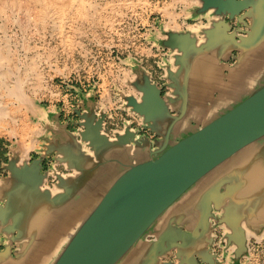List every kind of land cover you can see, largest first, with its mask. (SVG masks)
Segmentation results:
<instances>
[{"label":"water","instance_id":"water-1","mask_svg":"<svg viewBox=\"0 0 264 264\" xmlns=\"http://www.w3.org/2000/svg\"><path fill=\"white\" fill-rule=\"evenodd\" d=\"M191 1L197 5L192 3L184 9L190 18L212 10L215 19L200 31L202 42L190 30L165 32L166 38L161 45L172 54L163 65L167 80L164 86L171 89L170 93L161 95L141 63L133 58L123 62L131 66L129 73L135 75L126 85L133 87L140 96L137 99L130 94L121 95V100L125 107L142 118L144 129L162 131L159 133L161 142L147 159L128 165L104 189L65 239L52 264H120L142 241L144 247L129 264H221L218 254L212 250L216 240L223 255L230 256L228 264H240L242 258H249L248 234L264 238V224L252 229L244 228L236 218L229 221L222 202L227 192L224 193L222 187L218 196L213 190L211 194H202L196 210L194 206V209L191 206L185 209L182 225L174 220L167 221L160 231L153 228L199 180L244 147L264 138L263 78L240 102L172 141V131L183 109L171 114L170 105L178 96H185L184 92H174L173 87H180L177 86L178 78L183 79L186 87L198 56L223 43L249 51L264 41V0ZM234 20L233 27L230 23ZM60 113L56 107L53 115ZM72 113L78 118L76 123L71 122L72 125L82 128L77 129L80 143L92 151L141 144L128 125L122 133L109 139L103 133L105 115L101 111L97 115L92 107H81L80 110L73 108ZM31 120L35 122L32 117ZM64 126L56 121L55 130L62 131ZM37 140L45 143L36 157H29L15 142L8 146L10 154L1 165L6 175L0 176V264H7L6 256L11 261L18 259L23 241L32 239V224L46 218L50 208L59 206L66 198L62 191L52 193L43 186L47 177L43 169L48 154L46 143L52 142L53 137L42 136ZM54 177L55 187L64 191L65 178L59 173H54ZM169 256L173 261H162Z\"/></svg>","mask_w":264,"mask_h":264},{"label":"crops","instance_id":"crops-1","mask_svg":"<svg viewBox=\"0 0 264 264\" xmlns=\"http://www.w3.org/2000/svg\"><path fill=\"white\" fill-rule=\"evenodd\" d=\"M213 19L215 17L212 10L205 14H197L193 18L188 14L175 17L174 22L162 16L153 19L144 32L143 45L146 51L141 56L133 51L135 56L130 55L127 59L133 58L142 64V69L149 74L151 81L158 86L164 97L166 93L171 92V89L164 86L167 80L164 78L166 72L163 65L172 54L169 49L161 45L166 38L165 32L190 30L198 41L202 42L204 39L200 31L209 27ZM247 21L249 22V19ZM230 24L234 27L236 20L231 21ZM124 68L131 70V66L124 65ZM134 77L135 75L132 74L130 78ZM263 78L264 41L262 45L249 51L234 49L223 43L200 54L192 65L186 87L182 78H178L177 86L180 87H173L174 92H184L185 96H178L175 98L176 102L170 105L171 114H177L183 109L182 117L172 131V141L196 130L240 102L261 83ZM129 94L139 99V92L127 85L62 87L60 97L58 96L57 99L62 103L61 108L59 107L61 111L59 116L53 115L56 112V105L45 107L32 105L34 108H31V117L41 128L38 137L45 136L49 139L53 137L52 142L46 143L48 154L45 159L46 167L43 164V169L47 171V177L43 186L49 188L52 193L62 191L66 198L59 206L51 207L46 218H40L32 224L30 233L32 239L23 241L20 254L15 261L9 260L6 256L7 264H52L65 239L86 216L87 211L96 203L104 189L128 165L147 159L151 151L157 147L156 144L161 142L162 136L159 134L161 130L153 132L144 129L142 118L124 106L120 96ZM81 107H92L97 115L99 111L105 115L103 133L109 139L112 140L116 133H122L128 125L131 131L136 132V139L141 141V144L131 143L92 151L84 143H80L77 129L82 128L71 123L73 121L76 123L78 120L72 113L73 108L80 110ZM56 121L62 126L65 125L64 130L59 132L55 130ZM38 142L33 149L27 151L28 156L31 157L33 152L38 153L39 149H44L42 144L45 142L41 140ZM9 154L8 145L0 143V176L2 177L6 173L3 172L1 165L5 163ZM54 173H59L65 178L64 191L55 187ZM220 187L224 193L227 192L222 202L230 222L231 219L236 218L241 220L244 228L258 229L263 226L264 138L244 147L199 180L160 218L154 225V230L160 231L167 221L175 220L182 225L183 211L189 206L192 208L194 206L196 210L200 197L206 192L211 194L213 190V194L218 196ZM247 238L249 250L256 251V248L264 246V238L259 240L252 235ZM144 245L143 241L140 242L120 264H129ZM215 245L214 243L212 250L218 254L220 262L224 260L231 262L230 256H224L219 245H216L219 252L214 250ZM242 260L244 258L241 259L240 264H243ZM162 261L171 262L173 257L169 256Z\"/></svg>","mask_w":264,"mask_h":264},{"label":"rangeland","instance_id":"rangeland-1","mask_svg":"<svg viewBox=\"0 0 264 264\" xmlns=\"http://www.w3.org/2000/svg\"><path fill=\"white\" fill-rule=\"evenodd\" d=\"M38 1L2 0L3 6L0 4L4 8L0 13V54L14 57V60L2 62L0 67V74L3 72L4 76L1 74L0 77V107L8 106L7 109L14 111L0 116L3 126L0 127V143L8 146L15 142L21 146L19 134L14 130L19 123V114L29 125L25 139L36 140L41 128L31 120V107L40 104L61 108L62 103L57 99L62 87L126 85L132 75L124 68L123 62L134 55L133 51L140 56L146 51L144 32L152 20L160 16L168 18L161 11L167 5L173 6L171 10L175 17L187 15L184 9L192 2L70 0L68 8L59 16L60 13L57 15L52 9L44 12L40 8L43 7L42 1ZM13 62L19 66L18 69L11 68ZM30 62L32 67L27 70L21 68ZM7 66H10L9 70ZM18 77L24 81L18 87L19 96L23 92L21 97L24 99L20 97V102L15 98L9 100V89L12 87L4 86L9 81L20 80ZM32 155L36 157L37 153ZM43 164L46 167L45 160ZM222 263L228 264L225 260ZM242 263L264 264V246L256 248V251L250 249L249 258H244Z\"/></svg>","mask_w":264,"mask_h":264},{"label":"bare ground","instance_id":"bare-ground-1","mask_svg":"<svg viewBox=\"0 0 264 264\" xmlns=\"http://www.w3.org/2000/svg\"><path fill=\"white\" fill-rule=\"evenodd\" d=\"M2 1V0H1ZM1 1H0V4H1ZM4 1V0H3ZM38 1V0H37ZM42 1V6L43 7H41L40 6V8H42L43 9V11L45 10H48V9H52L56 14L59 12H61V13H63L68 7L67 6H69L70 5V2L72 1H70V0H41ZM79 1V0H78ZM183 1H186V0H183ZM34 2V1H33ZM83 2H85V1H83ZM142 2V1H141ZM36 3V2H35ZM38 3H40L39 1H38ZM38 3H36V4H38ZM86 3V2H85ZM41 4V3H40ZM67 4H69V5H67ZM80 4L82 5V3H81V1H80ZM2 6H3V4H1ZM1 5H0V13H1V11H3V7H1ZM80 5V6H81ZM78 6V5H77ZM83 6V5H82ZM173 6L172 5H167V6H165L163 9H161V11L163 12V14L164 15H166L168 18H170L171 19V21H173L174 19H175V14H174V12L171 10V8H172ZM78 8V7H77ZM76 7H75V9H77ZM81 8V7H80ZM80 8H78V9H80ZM82 9H83V7H82ZM42 11V10H41ZM42 11V12H43ZM44 11V12H45ZM79 11V10H78ZM80 12V11H79ZM58 13V14H59ZM61 13L59 14V16L61 15ZM57 14V15H58ZM58 16V17H59ZM63 17V16H62ZM106 17V16H105ZM104 17V18H105ZM60 19H61V17H60ZM106 20H109V19H107V18H105ZM112 20V19H111ZM109 22V21H108ZM112 22H113V20H112ZM4 53V52H3ZM14 60V57H9L8 56V54L6 55V53L5 54H0V67H1V64H2V62H4V61H11V60ZM8 64V63H7ZM13 64L14 65H12L11 66V68L12 69H18L19 68V66L18 65H16L14 62H13ZM32 67V63L30 62V63H25V65H23V66H21V68L24 70H27V68H29V67ZM3 67V66H2ZM8 67V66H7ZM6 67V68H7ZM9 68H10V66L8 67V69L7 70H9ZM21 69V70H22ZM1 71H2V69H0ZM11 70V69H10ZM12 71V70H11ZM10 71V72H11ZM19 71V70H18ZM9 71H7V73H8ZM3 73V72H2ZM1 73V74H2ZM1 74H0V77H1ZM11 73H9L8 75H10ZM2 77H4L3 76V74H2ZM19 78V77H18ZM20 79V78H19ZM22 80H23V78H21ZM21 79L20 80H18V79H16L15 81H9V82H7L6 84H4V86L5 87H12V88H10L9 90H10V93H9V91H8V95L10 96V97H8V99L9 100H12V98H15L16 100H19V102H20V97L22 96L23 97V92L20 90V92H22L21 93V96H19L20 94H19V90H18V87H21V85H22V83L24 82V81H21ZM1 87H2V85H0ZM4 90H5V88H4ZM6 92V91H5ZM7 93V92H6ZM5 93V94H6ZM6 96V95H5ZM21 97V98H22ZM25 97H26V95H25ZM6 98V101H7V97H5ZM5 100V99H4ZM8 100V101H9ZM22 100H24L23 98H22ZM6 101H4V102H6ZM23 102H26V101H23ZM2 107H4V106H2ZM2 107H0V116H4V115H7V114H11L12 112L14 113V111H12L11 109H7L8 108V106H5V107H7V108H2ZM12 108V107H11ZM32 108V107H31ZM34 108V107H33ZM32 108V109H33ZM13 109V108H12ZM36 110H37V108H35ZM39 111V110H38ZM20 113V112H19ZM24 115V114H23ZM23 118L24 117H21V115L19 114V123L16 125V127L14 128V130H16L17 131V133L19 134V137H20V140H21V147H22V149L24 150V152L26 153L28 150H30V149H32L33 147H35V145H36V143L38 142V140H37V138H36V140H26L25 139V134H26V132H27V130H28V127H29V125H27V122H25L24 120H23ZM42 118V117H41ZM3 120H4V118H3ZM4 124L6 125V120H5V122H4ZM4 125V126H5ZM0 127L2 128L3 126L1 125V122H0ZM6 127V126H5ZM7 130V129H6ZM2 131H4V130H2ZM1 131V132H2ZM38 137V136H37ZM39 143V142H38ZM30 155V154H29ZM30 157V156H29ZM54 189V188H53ZM52 189V190H53ZM263 219V218H262ZM251 234H248V236H250ZM264 237V236H263ZM256 240V239H255ZM260 240V239H259ZM259 240H257V241H259ZM250 248V247H249Z\"/></svg>","mask_w":264,"mask_h":264},{"label":"built area","instance_id":"built-area-1","mask_svg":"<svg viewBox=\"0 0 264 264\" xmlns=\"http://www.w3.org/2000/svg\"><path fill=\"white\" fill-rule=\"evenodd\" d=\"M215 244L218 245V241H217V240L215 241ZM216 245H215V247H214V250H215L216 252H219V248H218Z\"/></svg>","mask_w":264,"mask_h":264}]
</instances>
